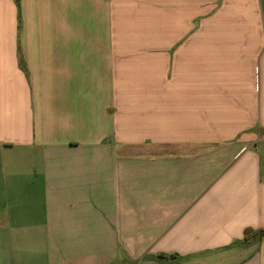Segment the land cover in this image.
Wrapping results in <instances>:
<instances>
[{
    "label": "crops",
    "instance_id": "obj_1",
    "mask_svg": "<svg viewBox=\"0 0 264 264\" xmlns=\"http://www.w3.org/2000/svg\"><path fill=\"white\" fill-rule=\"evenodd\" d=\"M262 228L264 0H0V264H264Z\"/></svg>",
    "mask_w": 264,
    "mask_h": 264
},
{
    "label": "trees",
    "instance_id": "obj_2",
    "mask_svg": "<svg viewBox=\"0 0 264 264\" xmlns=\"http://www.w3.org/2000/svg\"><path fill=\"white\" fill-rule=\"evenodd\" d=\"M262 236H264V228H262V229H259V230H256V231H252V230H246L245 232H244V237H243V244L244 245H246V244H248L249 243V240L251 239V238H254V239H256V240H260V238L262 237ZM160 257H162V256H160ZM159 258V257H158Z\"/></svg>",
    "mask_w": 264,
    "mask_h": 264
}]
</instances>
